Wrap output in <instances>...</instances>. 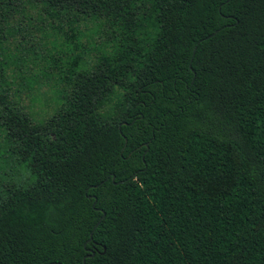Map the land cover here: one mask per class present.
Wrapping results in <instances>:
<instances>
[{
    "label": "trees",
    "instance_id": "16d2710c",
    "mask_svg": "<svg viewBox=\"0 0 264 264\" xmlns=\"http://www.w3.org/2000/svg\"><path fill=\"white\" fill-rule=\"evenodd\" d=\"M8 159L0 264H264V0H0Z\"/></svg>",
    "mask_w": 264,
    "mask_h": 264
},
{
    "label": "rangeland",
    "instance_id": "374dc122",
    "mask_svg": "<svg viewBox=\"0 0 264 264\" xmlns=\"http://www.w3.org/2000/svg\"><path fill=\"white\" fill-rule=\"evenodd\" d=\"M64 39L60 40L61 43H64L66 39L68 40L69 36L62 35ZM60 47V46H59ZM61 49L62 46L60 47ZM31 52H37V54H30L29 58L37 62L34 66V73H39L40 70H47V72L52 71L53 75H56L60 70L67 71L70 68L69 57H65L58 50H54L51 46H38L32 48ZM83 55L84 60L89 61L90 65H94L97 61L98 52L91 50L89 45L84 41V48L79 51ZM37 58V59H35ZM33 60V61H34ZM62 87V85H61ZM60 88V86H58ZM57 85L53 88H45L40 95V100L36 103L30 104L35 111L38 113H44L46 116L53 113L54 108L57 106ZM122 90L116 89L114 92L108 94L104 99L101 100L99 104L100 111L103 115H112L114 110L119 107L121 99ZM8 162H0V199L4 195V190L9 185H12L15 182H28L30 177L29 173L24 171H19L20 167L13 164L12 160L8 159Z\"/></svg>",
    "mask_w": 264,
    "mask_h": 264
},
{
    "label": "water",
    "instance_id": "95a60500",
    "mask_svg": "<svg viewBox=\"0 0 264 264\" xmlns=\"http://www.w3.org/2000/svg\"><path fill=\"white\" fill-rule=\"evenodd\" d=\"M113 180H115V176H113ZM120 183H121V182H119V183H117V184H120ZM95 187H98V185L95 186ZM90 198H92V197H90ZM105 215H106V214L103 212V216L101 217L100 221L105 217ZM99 224H100V222L95 226L94 230L99 226ZM94 230H93V232H94ZM93 232L91 233L90 240H92V238H93ZM94 255H95V253H91V254L87 255V256L85 257V259H84V264H85V260H86L87 258L94 257Z\"/></svg>",
    "mask_w": 264,
    "mask_h": 264
}]
</instances>
